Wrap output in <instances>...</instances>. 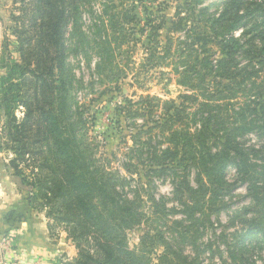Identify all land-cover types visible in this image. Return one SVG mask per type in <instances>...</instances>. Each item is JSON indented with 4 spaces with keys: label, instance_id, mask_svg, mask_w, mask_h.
I'll use <instances>...</instances> for the list:
<instances>
[{
    "label": "rangeland",
    "instance_id": "obj_1",
    "mask_svg": "<svg viewBox=\"0 0 264 264\" xmlns=\"http://www.w3.org/2000/svg\"><path fill=\"white\" fill-rule=\"evenodd\" d=\"M230 1L66 0L74 137L132 207L103 218L140 264H264V34L224 20ZM52 15L48 0H0V264H73L89 248L35 206V160L6 129L10 110L49 109L44 68L59 85Z\"/></svg>",
    "mask_w": 264,
    "mask_h": 264
},
{
    "label": "trees",
    "instance_id": "obj_2",
    "mask_svg": "<svg viewBox=\"0 0 264 264\" xmlns=\"http://www.w3.org/2000/svg\"><path fill=\"white\" fill-rule=\"evenodd\" d=\"M48 2L52 3L53 15L48 27L44 26L43 31L45 37H49L55 52L53 61L59 63V85L54 84V80L50 81L53 73L50 70L46 72L44 68L41 91L46 101L42 106L48 105L49 109L42 108L38 120L27 114L21 122L17 121L12 110L9 111L6 129L15 144L11 148L15 149L20 161H23L26 155L35 160L32 162L36 166V176L33 181L26 182L36 191L33 195L35 206L41 211H46V215L56 222L66 224L74 238L89 247L86 249L77 243L80 250L78 257L72 260L73 264H140L135 253L126 247L125 236L113 237L108 230V219L103 218V211H108V217H113L120 211L131 214L132 207L115 200L111 193L116 190L110 189L114 187L113 177L101 179L93 160L76 143L74 124L70 119L72 103L69 93L68 56L62 31L67 11L66 0ZM226 17L230 21L233 20L232 17H236L238 21L251 23L248 31L253 33V36L264 34V6L258 0L230 1L222 16L224 20ZM222 29L230 30L226 27ZM233 41L236 40L233 38ZM262 49L264 50V43ZM57 103L61 107L60 110ZM40 121L45 122L47 126L45 133L36 139L30 129L35 123L39 129ZM40 144L42 146L39 148ZM17 158L12 159L10 163L18 161ZM120 239L121 241L117 242ZM114 241L116 245L112 243Z\"/></svg>",
    "mask_w": 264,
    "mask_h": 264
}]
</instances>
